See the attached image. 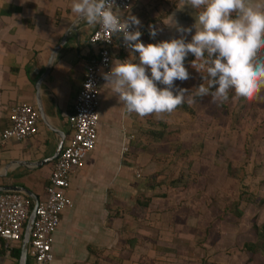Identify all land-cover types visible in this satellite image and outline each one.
Returning <instances> with one entry per match:
<instances>
[{"label":"crops","instance_id":"0c3cea01","mask_svg":"<svg viewBox=\"0 0 264 264\" xmlns=\"http://www.w3.org/2000/svg\"><path fill=\"white\" fill-rule=\"evenodd\" d=\"M184 3L133 0L120 14L139 18L141 42L158 43L180 35L167 24L173 14L180 25L195 23L196 10L187 4L180 9ZM71 4L72 0H0V192H20L33 202L45 196L60 154L54 156L71 136L67 116L85 65L95 54L89 36L97 25L78 20ZM194 32L186 34L188 41ZM113 53L112 62L131 55L139 62V54L124 44L114 46ZM146 71L150 76V69ZM105 83L96 144L69 177L66 193L72 206L62 212L53 234L50 264H195L201 243L187 217L191 206H179L185 194H174L177 186L165 171L152 169L149 175L157 162L147 144L152 130L162 127L159 117L167 113H128ZM17 103L37 109L35 133L20 141H2L11 107ZM10 247L7 250L0 239V264H19L22 240ZM25 258V264H34L29 247Z\"/></svg>","mask_w":264,"mask_h":264},{"label":"rangeland","instance_id":"374dc122","mask_svg":"<svg viewBox=\"0 0 264 264\" xmlns=\"http://www.w3.org/2000/svg\"><path fill=\"white\" fill-rule=\"evenodd\" d=\"M250 2L264 4V0ZM194 60L189 53L184 61L190 78L174 82L189 90L185 102L159 117L167 132L177 134L147 144L157 162L149 175L152 169L165 171L168 181L177 186L174 194H185L179 206H191L187 217L192 218L201 243L195 264H264L262 252L248 260L241 250L245 241L255 238L252 222L260 232L264 229V89L251 100L232 90L222 104L213 102L210 95L197 97V87L207 86L202 79L207 73L202 61H195L200 71L192 67ZM189 98L192 103L187 102Z\"/></svg>","mask_w":264,"mask_h":264},{"label":"clouds","instance_id":"9594fccd","mask_svg":"<svg viewBox=\"0 0 264 264\" xmlns=\"http://www.w3.org/2000/svg\"><path fill=\"white\" fill-rule=\"evenodd\" d=\"M185 4L196 10L195 23L190 27L180 25L173 14L167 24L180 35L145 44L140 40L139 18H123L116 11L115 0H72L71 11L78 20H85L89 26L100 25L111 35H122L125 47L139 54V62L135 55L114 59L111 69L101 73L105 85L128 113L159 116L182 105L189 90L176 87L174 82L190 78L184 64L189 53L195 57L192 67L196 68L197 60L202 61L201 67L206 66L207 75L202 79L207 80V86L201 83L197 87V97L210 95L213 102L222 104L232 90L236 96L251 100L264 89V4L253 5L250 0H185L180 9ZM193 29L188 41L186 34ZM150 35L155 38V28ZM157 82L164 87H158ZM85 87L91 88V84ZM187 102L192 103L193 98Z\"/></svg>","mask_w":264,"mask_h":264},{"label":"built area","instance_id":"2783aa9c","mask_svg":"<svg viewBox=\"0 0 264 264\" xmlns=\"http://www.w3.org/2000/svg\"><path fill=\"white\" fill-rule=\"evenodd\" d=\"M132 1L115 0L118 6L116 11L121 13L130 7ZM119 43L124 44L122 35H111L100 25L89 36V44L95 49V54L85 65L72 112L67 116L72 133L53 165L45 186V196L37 200L34 209L35 216L28 240L34 264H50L53 260V234L60 224L62 212L72 206V200L66 193L69 177L73 171L83 166L86 156L96 144L100 90L101 84L105 82L101 73L111 69L113 47ZM87 84H91V88H86ZM38 121L39 113L33 105H13L8 126L1 133V140L20 141L33 135ZM33 204V200L26 194L0 192V239L7 250L13 243L22 240Z\"/></svg>","mask_w":264,"mask_h":264},{"label":"trees","instance_id":"16d2710c","mask_svg":"<svg viewBox=\"0 0 264 264\" xmlns=\"http://www.w3.org/2000/svg\"><path fill=\"white\" fill-rule=\"evenodd\" d=\"M186 107V104H185ZM162 130L155 129L152 130L151 138L158 140L161 138H170L172 137V133L167 132L165 122H161ZM172 183V182H171ZM253 201L255 200L254 196L251 197ZM241 212H238L240 215ZM264 228V226H263ZM252 230H254L255 238L253 240L245 241L243 243V246L241 247L242 251H245V253L248 255V260H253L254 254L257 252H262L264 256V229L262 232L259 230V226L256 225L255 222H252Z\"/></svg>","mask_w":264,"mask_h":264},{"label":"water","instance_id":"95a60500","mask_svg":"<svg viewBox=\"0 0 264 264\" xmlns=\"http://www.w3.org/2000/svg\"><path fill=\"white\" fill-rule=\"evenodd\" d=\"M38 86H39V82H37V87ZM60 147H61V145H60ZM60 149L61 148H58L54 158L60 154ZM36 202H37V199L34 200L33 208L29 214V218L27 220V223H26V226L24 229L23 238H22L21 256H20L19 264H25V259H26L25 256H26V251H27V247H28L29 232H30V227H31L32 221H33L34 216H35L34 215V209L36 206Z\"/></svg>","mask_w":264,"mask_h":264}]
</instances>
